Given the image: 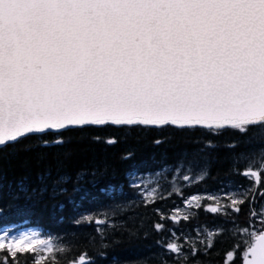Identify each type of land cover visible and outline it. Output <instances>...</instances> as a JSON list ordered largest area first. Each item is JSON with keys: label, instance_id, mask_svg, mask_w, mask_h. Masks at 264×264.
I'll list each match as a JSON object with an SVG mask.
<instances>
[{"label": "snow or ice", "instance_id": "1", "mask_svg": "<svg viewBox=\"0 0 264 264\" xmlns=\"http://www.w3.org/2000/svg\"><path fill=\"white\" fill-rule=\"evenodd\" d=\"M108 125L264 129V0H0V147L29 135ZM245 158L242 174L264 186V149ZM222 199L229 202L201 207L224 217L240 211L228 193ZM250 215L259 217L261 230L235 222L230 229H195L202 240L167 230L168 239L157 241L159 264H195L225 231L249 237L242 264H264V207ZM153 227L166 231L164 223ZM38 235L5 232L0 264H60L64 249L55 260L37 255L45 244ZM238 250L237 244L226 253L225 264H234ZM71 264L90 258L84 253Z\"/></svg>", "mask_w": 264, "mask_h": 264}, {"label": "trees", "instance_id": "2", "mask_svg": "<svg viewBox=\"0 0 264 264\" xmlns=\"http://www.w3.org/2000/svg\"><path fill=\"white\" fill-rule=\"evenodd\" d=\"M262 149L264 129L258 127L243 134L230 128L213 132L205 127L108 125L29 135L0 147V229L34 228L50 236L53 252L43 256L55 260L56 251L64 249L60 264H71L84 253L90 264H159L163 250L157 241L168 239L167 230L186 236L183 232L196 227L230 229L231 222L261 230L259 217L250 213L264 207V186L242 173L249 164L245 157ZM177 167L192 182L152 200L143 199L131 179L132 174ZM230 188L240 189V200L247 201L242 207L232 205L240 208L238 213L224 217L201 207L213 206L207 197L219 194L220 204L228 203L222 197ZM189 196H198L188 212L190 222L161 220ZM97 220L106 223L100 226ZM156 223H164L166 231L157 233ZM245 240L247 235L225 231L194 258L195 264H225L226 253L237 244L234 264H242Z\"/></svg>", "mask_w": 264, "mask_h": 264}, {"label": "rangeland", "instance_id": "3", "mask_svg": "<svg viewBox=\"0 0 264 264\" xmlns=\"http://www.w3.org/2000/svg\"><path fill=\"white\" fill-rule=\"evenodd\" d=\"M187 175L189 177V180L185 181L183 177ZM131 179L133 180L134 185L138 186L140 195L145 200H152L154 197L158 196L159 194H168L171 191H176L180 189L182 186H184L187 183L192 182L190 174L184 170L182 167H177L173 169H167L158 171L156 173H147V174H132ZM224 193H228L229 196L233 197L237 202L241 199V194L243 192L239 189L236 190L235 188H230V191H225ZM220 195H213L219 199ZM196 198V199H193ZM198 196H189L184 200L182 205H179L177 208L181 209V212H173L177 217H180L183 215L184 212H191V208L197 203ZM187 202V206L186 203ZM223 205L227 204L226 201L222 200ZM222 204H216L214 201L213 206L220 207ZM176 208V209H177ZM204 228L209 229L208 227H196L195 229L203 230ZM7 232L10 236H19L23 233H38V237L43 241H45V244L37 246L39 251L37 254L39 255H45L48 253L47 246L49 244L52 245V240L50 236L46 234H42L40 231L34 228H23V227H17V228H4L0 229V237L3 236V234ZM186 234V237H191L194 239H203V235L197 237L196 231H189V232H183Z\"/></svg>", "mask_w": 264, "mask_h": 264}, {"label": "water", "instance_id": "4", "mask_svg": "<svg viewBox=\"0 0 264 264\" xmlns=\"http://www.w3.org/2000/svg\"><path fill=\"white\" fill-rule=\"evenodd\" d=\"M115 127H117V128H121V127H123V126H115ZM124 127H131V126H124ZM156 127H158V126H156ZM176 127H179V126H176ZM70 128H73V127H70ZM66 130V129H65ZM60 131H63V130H59V131H49V132H60Z\"/></svg>", "mask_w": 264, "mask_h": 264}]
</instances>
